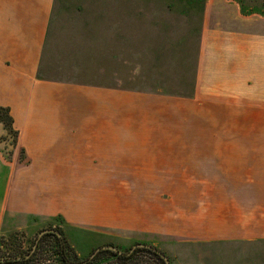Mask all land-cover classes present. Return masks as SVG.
I'll list each match as a JSON object with an SVG mask.
<instances>
[{"label":"rangeland","instance_id":"1","mask_svg":"<svg viewBox=\"0 0 264 264\" xmlns=\"http://www.w3.org/2000/svg\"><path fill=\"white\" fill-rule=\"evenodd\" d=\"M35 2L41 77L0 104V257L58 226L81 255L264 264V0Z\"/></svg>","mask_w":264,"mask_h":264},{"label":"crops","instance_id":"2","mask_svg":"<svg viewBox=\"0 0 264 264\" xmlns=\"http://www.w3.org/2000/svg\"><path fill=\"white\" fill-rule=\"evenodd\" d=\"M9 1L0 10V104L16 105L22 111L37 84L34 80L41 77L53 13L47 8L35 9V0L27 11Z\"/></svg>","mask_w":264,"mask_h":264},{"label":"trees","instance_id":"3","mask_svg":"<svg viewBox=\"0 0 264 264\" xmlns=\"http://www.w3.org/2000/svg\"><path fill=\"white\" fill-rule=\"evenodd\" d=\"M52 229L39 238L31 255L28 253L33 245L28 250L20 249V246L15 253L0 257V264H167L166 254L148 243L138 244L134 248L110 243L81 255L61 227Z\"/></svg>","mask_w":264,"mask_h":264},{"label":"flooded vegetation","instance_id":"4","mask_svg":"<svg viewBox=\"0 0 264 264\" xmlns=\"http://www.w3.org/2000/svg\"><path fill=\"white\" fill-rule=\"evenodd\" d=\"M52 228H54L55 229V227H49V228H46V229H43L39 234H38V236L35 238V242H34V244H33V247L29 250V253H28V255H31L32 254V252L35 250V248H36V246H37V244H38V240H39V238L43 235V234H45L46 232H49L50 230H53ZM45 231V232H44ZM138 244H141V243H137V244H135V245H133V248L135 247V246H137Z\"/></svg>","mask_w":264,"mask_h":264},{"label":"water","instance_id":"5","mask_svg":"<svg viewBox=\"0 0 264 264\" xmlns=\"http://www.w3.org/2000/svg\"><path fill=\"white\" fill-rule=\"evenodd\" d=\"M45 232V231H44ZM139 245H142V244H139ZM167 264H170L169 260L167 259Z\"/></svg>","mask_w":264,"mask_h":264}]
</instances>
